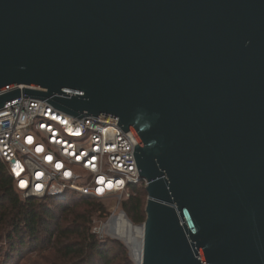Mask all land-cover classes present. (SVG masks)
Returning a JSON list of instances; mask_svg holds the SVG:
<instances>
[{"label":"water","instance_id":"water-1","mask_svg":"<svg viewBox=\"0 0 264 264\" xmlns=\"http://www.w3.org/2000/svg\"><path fill=\"white\" fill-rule=\"evenodd\" d=\"M18 98L133 134L140 264H264V0H0Z\"/></svg>","mask_w":264,"mask_h":264},{"label":"built area","instance_id":"built-area-1","mask_svg":"<svg viewBox=\"0 0 264 264\" xmlns=\"http://www.w3.org/2000/svg\"><path fill=\"white\" fill-rule=\"evenodd\" d=\"M116 125L105 117L78 121L44 102L18 98L0 110V163L22 199L114 198L120 204L133 187L148 183L137 171L136 139ZM116 218L92 233L116 239L110 228Z\"/></svg>","mask_w":264,"mask_h":264},{"label":"trees","instance_id":"trees-1","mask_svg":"<svg viewBox=\"0 0 264 264\" xmlns=\"http://www.w3.org/2000/svg\"><path fill=\"white\" fill-rule=\"evenodd\" d=\"M146 198L143 188L133 187L122 202L133 224L144 223ZM99 201L87 197H70L66 202L22 199L0 163V264H17L30 253L46 250L50 255L40 254L41 264H113L123 254V246L91 232L94 219L109 214Z\"/></svg>","mask_w":264,"mask_h":264},{"label":"rangeland","instance_id":"rangeland-1","mask_svg":"<svg viewBox=\"0 0 264 264\" xmlns=\"http://www.w3.org/2000/svg\"><path fill=\"white\" fill-rule=\"evenodd\" d=\"M99 203L105 209L106 213H109V214H108L107 218L94 219L92 227H91V232H92V229L96 225H98L99 223L106 222V220L110 216L113 215L115 217H118L120 214L124 213V211L122 210V207H121L122 203L119 204L116 201V199H114V198L100 200ZM126 218L129 220V218L127 216H126ZM130 223L134 227H137V228H141L142 225H143V223H141V224H133L131 221H130ZM116 242L123 246V251L124 252H123L122 255L118 256V258L116 259V261L113 264H136L134 259H133V257L131 256V253L126 248V246L123 243H121V242H118V241H116ZM110 247H111V245H110ZM115 253H116V250L113 249V252L111 254L114 255ZM40 254L43 255V256H48L49 250H46V251L41 252V253L39 251H35L34 253H30V254L26 255L23 260H20L17 264H41L42 260H40V258H39Z\"/></svg>","mask_w":264,"mask_h":264},{"label":"bare ground","instance_id":"bare-ground-1","mask_svg":"<svg viewBox=\"0 0 264 264\" xmlns=\"http://www.w3.org/2000/svg\"><path fill=\"white\" fill-rule=\"evenodd\" d=\"M110 228H113V234L117 241L123 243L130 251L136 264L141 262V246H142V227H134L130 222L120 214Z\"/></svg>","mask_w":264,"mask_h":264},{"label":"snow or ice","instance_id":"snow-or-ice-1","mask_svg":"<svg viewBox=\"0 0 264 264\" xmlns=\"http://www.w3.org/2000/svg\"><path fill=\"white\" fill-rule=\"evenodd\" d=\"M22 187H23V183H22V185H21Z\"/></svg>","mask_w":264,"mask_h":264}]
</instances>
